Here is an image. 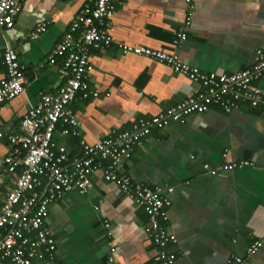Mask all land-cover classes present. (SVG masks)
I'll return each mask as SVG.
<instances>
[{"label": "crops", "instance_id": "obj_1", "mask_svg": "<svg viewBox=\"0 0 264 264\" xmlns=\"http://www.w3.org/2000/svg\"><path fill=\"white\" fill-rule=\"evenodd\" d=\"M87 0H28L14 28L0 34V80L6 77L4 53L17 52L27 68L25 92L0 108V208L15 177L3 173L7 135L18 133L22 118L43 93L63 84V60L47 58L63 39ZM187 39L174 46L188 13L185 0H122L114 16L112 45L92 52L89 84L99 96L79 93L70 107L80 122V137L56 130L57 145L80 158V141L94 144L130 130L142 118L163 113L192 94L199 84L170 66L146 56L125 54L122 45L175 51L182 62L204 72L233 74L251 68L264 51V0H193ZM46 24L38 39L35 29ZM46 63L41 68V64ZM264 90V78L256 84ZM242 160L252 166L223 171ZM205 165L217 170L210 174ZM119 171L134 182L160 187L172 201L168 230L177 243L176 264H228L255 240L263 247L247 264H264V104L240 103L224 112L214 106L185 122L154 129L124 159ZM86 193L67 192L50 205L46 226L57 242L55 259L33 264H160L147 231L145 209L126 196L101 171ZM110 222L113 232L108 238ZM110 242L117 250L111 254ZM111 256L114 262H110Z\"/></svg>", "mask_w": 264, "mask_h": 264}, {"label": "built area", "instance_id": "obj_2", "mask_svg": "<svg viewBox=\"0 0 264 264\" xmlns=\"http://www.w3.org/2000/svg\"><path fill=\"white\" fill-rule=\"evenodd\" d=\"M28 0H0V34L14 28ZM189 10L184 27L176 33L174 46L187 39V29L194 15L193 0H185ZM122 0H87L72 22L61 42L57 44L47 64L63 60V84L54 93H43L36 106L20 122L18 133L7 135L8 154L2 171L15 177L14 185L3 196L0 208V264H33L35 259H55L57 242L46 222L50 205L67 192L86 193L93 187L92 176L101 171L106 181L114 183L126 196L143 207L149 217L147 231L155 247V260L160 264H176L178 253L170 249L177 237L168 230L169 208L172 201L162 194L160 187L134 182L119 171L124 159L130 158L135 147L154 129H163L170 123L185 122L193 114L208 113L218 106L225 112L237 110L240 103L252 107L264 104V90L255 85L264 78V51H258L256 63L249 69L233 74L204 72L182 62L175 51H164L145 46L122 45L125 54L133 53L165 63L176 73L199 84V92L155 116L142 118L130 130L113 133L108 138L90 144L81 140L82 155L71 159L67 148L54 140L56 130L64 136L80 137V122L70 105L79 93L98 97L90 90L89 78L94 70L92 52L109 48L113 43L111 31L114 16ZM40 24L31 39L46 32ZM6 77L0 80V108L25 92L29 83L27 68L17 52L4 53ZM46 63L41 64V68ZM0 137H5L0 132ZM253 161L228 162L221 170L233 171L252 166ZM210 174L218 172L205 165ZM107 236L112 238L110 222ZM263 247V242H252L244 255H232L228 264H247ZM110 252L117 247L110 242ZM110 262H114L111 256Z\"/></svg>", "mask_w": 264, "mask_h": 264}, {"label": "trees", "instance_id": "obj_3", "mask_svg": "<svg viewBox=\"0 0 264 264\" xmlns=\"http://www.w3.org/2000/svg\"><path fill=\"white\" fill-rule=\"evenodd\" d=\"M218 107V106H217ZM220 108V107H219ZM222 109V108H221ZM223 110V109H222ZM224 111V110H223ZM225 112V111H224ZM227 113V112H226Z\"/></svg>", "mask_w": 264, "mask_h": 264}]
</instances>
